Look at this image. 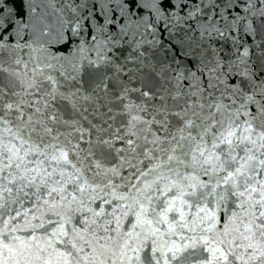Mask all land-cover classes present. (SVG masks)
Here are the masks:
<instances>
[{"label": "snow or ice", "instance_id": "snow-or-ice-1", "mask_svg": "<svg viewBox=\"0 0 264 264\" xmlns=\"http://www.w3.org/2000/svg\"><path fill=\"white\" fill-rule=\"evenodd\" d=\"M0 264H264V0H0Z\"/></svg>", "mask_w": 264, "mask_h": 264}]
</instances>
